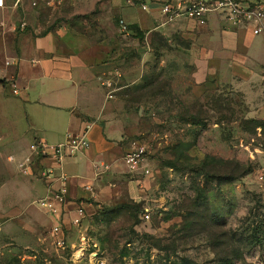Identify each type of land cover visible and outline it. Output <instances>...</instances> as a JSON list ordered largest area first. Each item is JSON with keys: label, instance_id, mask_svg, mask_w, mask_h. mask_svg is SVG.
<instances>
[{"label": "crops", "instance_id": "0c3cea01", "mask_svg": "<svg viewBox=\"0 0 264 264\" xmlns=\"http://www.w3.org/2000/svg\"><path fill=\"white\" fill-rule=\"evenodd\" d=\"M158 1L70 0L72 13L89 15L91 23L60 24L44 33L40 11L31 2H22V13L10 1L0 3V123L9 134L7 140L0 136L9 148V182L0 186V202L6 196L40 194L33 181L44 188L29 210L13 204L0 209V248L16 243L48 249L56 220L35 205L39 200L65 191L56 207L67 242L66 229L80 219L79 210L91 206L85 200L105 201L118 192L130 172L125 156L137 129L130 90L147 66L136 56L152 50L158 39L172 59L166 61L176 58L178 66L191 70L192 96L224 88L241 93L249 116L264 120L262 34L234 27L218 14L210 15L205 26L187 19L168 22L154 4ZM144 4L151 8L143 10ZM121 24L137 26L147 43L122 35ZM84 133L89 148L72 152L68 138ZM58 146H65L61 160ZM10 158L28 169L23 174L30 180L11 183L15 172H22Z\"/></svg>", "mask_w": 264, "mask_h": 264}, {"label": "rangeland", "instance_id": "374dc122", "mask_svg": "<svg viewBox=\"0 0 264 264\" xmlns=\"http://www.w3.org/2000/svg\"><path fill=\"white\" fill-rule=\"evenodd\" d=\"M5 1L22 13L16 0L0 3ZM26 1L40 11L41 33L60 24L91 23L89 15L72 13L70 0ZM243 1L264 5V0ZM160 47L158 39L152 50L136 56L147 66L130 90L137 116L131 143L146 149L142 167L149 173L129 172L105 201L85 200L91 206L79 210L80 219L66 229L64 250L54 240L44 250L35 244L3 245L0 264H224L225 259L264 264L260 249L246 243L264 217V183L258 180L264 168V120L249 116L241 93L224 88L192 96L191 70L178 66L176 58L166 61L172 59ZM0 136L9 139L2 123ZM4 139L0 186L8 181ZM10 164L22 172H15L11 183L30 180L21 163L10 158ZM33 183L42 195L43 185ZM40 194L6 196L0 209L13 204L29 210Z\"/></svg>", "mask_w": 264, "mask_h": 264}, {"label": "built area", "instance_id": "2783aa9c", "mask_svg": "<svg viewBox=\"0 0 264 264\" xmlns=\"http://www.w3.org/2000/svg\"><path fill=\"white\" fill-rule=\"evenodd\" d=\"M24 0H16V5L22 4ZM50 2L61 0H49ZM162 16L168 22L187 19L198 23L201 26L207 24L208 18L212 14H218L223 17L229 24L234 27H249L255 35L260 34L264 29V5L259 2L247 3L243 0H159L154 3ZM150 4L142 5L143 10H149ZM120 32L122 35L130 37L132 33L128 29V25L121 24ZM263 82H264V69H263ZM16 93V92H15ZM69 148L72 152L89 148V143L86 140V133L78 136L68 138ZM65 146H58L55 153L58 155L59 160L62 159V152ZM146 149L143 146H137L133 143V148L129 149L125 156V163L130 172L142 171L149 173L142 167ZM30 165V160H28ZM24 165L22 164L21 167ZM28 172V169H25ZM258 180L264 183V168L259 171ZM65 191L61 194H54L52 197L40 200L37 204L47 209L52 213L56 220V225L52 229L51 235L54 239V244L59 250H64L66 241L61 236L62 227L61 211L56 207V203L62 204L64 202ZM149 215H145L148 220ZM82 240H84L82 238Z\"/></svg>", "mask_w": 264, "mask_h": 264}, {"label": "trees", "instance_id": "16d2710c", "mask_svg": "<svg viewBox=\"0 0 264 264\" xmlns=\"http://www.w3.org/2000/svg\"><path fill=\"white\" fill-rule=\"evenodd\" d=\"M128 29L132 33V36L139 39L141 43H144L145 34L135 25L128 26ZM248 246L258 247L260 253L263 254L262 261H264V217L260 223L254 228L252 236L246 240ZM224 264H234L232 260L225 259Z\"/></svg>", "mask_w": 264, "mask_h": 264}]
</instances>
